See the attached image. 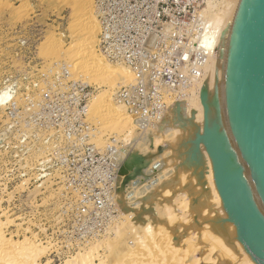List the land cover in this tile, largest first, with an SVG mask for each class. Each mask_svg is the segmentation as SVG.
I'll return each mask as SVG.
<instances>
[{
  "label": "rangeland",
  "instance_id": "obj_1",
  "mask_svg": "<svg viewBox=\"0 0 264 264\" xmlns=\"http://www.w3.org/2000/svg\"><path fill=\"white\" fill-rule=\"evenodd\" d=\"M92 2V0H0V86L16 84L18 87L24 77L29 75L34 79L41 72H45L51 64L59 63L60 66L72 67L69 79H74V82L79 84H74L75 91L79 100L84 99L79 106L75 99L66 100L62 96L58 106L0 108V132L4 121L20 117L36 125L28 127L32 130L28 131V136H32V139H28L25 146L20 147L21 151L18 149V143H11L18 146L15 148L16 154H21L22 163L30 172L23 174L18 172L19 164L15 161L17 166L13 165L15 167L11 168L15 171L8 174L0 172L2 210L0 220L11 221L4 233L13 241L31 238L35 243L49 247L44 256L39 258L40 264L48 262L64 264L67 258L75 256L78 252L87 251L95 243L111 237L115 226L123 219L114 197L123 165L121 157L126 154L123 150L126 151L131 146L126 143L125 135H117L111 131L102 133L103 138L102 136L97 138L103 145L105 140L107 142L111 140L108 139L111 134L119 137L117 141L105 144L123 148L120 151L124 154L117 155L119 164L116 166L114 154L111 152H103L100 156L93 151L97 147L104 148L105 145L100 147L95 140L84 136L88 130L100 132L103 128L100 125L102 118L106 116L100 114L101 117L97 115L98 119H94L96 116L90 113L92 120H96V128L94 126L88 128L81 121L85 118L82 116L84 111L81 107L93 99L92 97L90 101L86 100L84 95L96 92L93 95L95 96L100 90L111 91L116 85H110L111 78L105 77L108 73L95 74L91 69L83 68L86 58L71 57L73 45L81 42L82 37L90 34L93 39L92 30L98 22ZM163 9L174 17V22L184 16L179 0H140L137 6L128 10L127 18L133 24L141 26L147 14L155 21L159 11ZM86 44L84 48L88 47V41ZM54 67L57 72L61 70L59 66ZM84 73L90 75V79H100L99 82L96 80L89 83L85 80ZM67 79L59 77L57 80L65 83ZM79 81L88 86L83 90ZM105 103L106 106L113 108L109 98L108 103ZM7 105L8 102L1 104ZM116 108L114 106V109ZM64 119L69 121L66 136L64 139L60 138L59 143L54 145V137H51L54 135V122L60 123ZM45 122H48V127L43 125ZM12 135L10 132L7 134ZM197 142L205 145L202 138ZM6 180L8 184L5 183L3 186ZM22 184L24 187L20 186ZM173 191L178 192V189L174 188ZM98 198L102 200L100 204L97 203ZM163 202L168 203L167 194L164 195ZM3 209L6 214H3ZM172 231L174 230L170 229L168 236L172 235ZM160 237L162 239L160 242L164 245L169 243L167 239L169 241L170 236ZM163 238L166 239L165 242ZM105 245L103 243V248ZM103 248L100 250L101 256L105 253ZM103 259L97 262L107 264V257Z\"/></svg>",
  "mask_w": 264,
  "mask_h": 264
},
{
  "label": "bare ground",
  "instance_id": "obj_2",
  "mask_svg": "<svg viewBox=\"0 0 264 264\" xmlns=\"http://www.w3.org/2000/svg\"><path fill=\"white\" fill-rule=\"evenodd\" d=\"M240 3L241 0L206 1L202 15L217 30L218 48L208 57L194 91L186 99L173 103L156 123L146 128L136 127L126 110L111 101L108 89L93 96L88 105L90 113L96 116L94 119L100 114L106 116L102 124L99 121L103 128L98 135L101 137L107 131L125 135L126 143L131 146L123 150L125 155L121 151L117 153L122 155L123 165L114 200L123 219L117 223L111 237L95 245L92 243L90 249L67 258L64 264H101L97 260L103 261L104 257L107 264H258L242 244L224 206L206 144L197 142L202 138L205 143L202 137L205 131L203 84H207L208 93L213 94L217 81L220 109L228 131L230 128L226 69ZM99 30V24L95 23L93 33L89 30L93 39L90 34L82 37L81 42L73 45L71 57L86 58L83 68L95 74L108 73L105 77L111 78L110 85L132 81V71L109 64L97 53L95 44ZM85 38L89 45L84 48L87 46ZM86 74L84 78L89 83L97 80ZM108 98L113 108L105 105ZM0 103L5 104L7 100ZM174 188L178 192L174 193ZM165 194L168 196L166 204L163 202ZM3 214H6L4 209ZM10 222L0 220V264H40L39 258L49 247L31 238L13 241L4 233ZM170 229L174 231L169 237ZM164 235L169 237L167 245L160 242V236ZM101 247L104 256L100 255Z\"/></svg>",
  "mask_w": 264,
  "mask_h": 264
},
{
  "label": "built area",
  "instance_id": "obj_3",
  "mask_svg": "<svg viewBox=\"0 0 264 264\" xmlns=\"http://www.w3.org/2000/svg\"><path fill=\"white\" fill-rule=\"evenodd\" d=\"M92 1L100 28L95 44L97 53L105 61L133 72L132 81L118 84L111 89V101L126 110L136 127L146 128L159 121L173 103L186 99L194 91L204 73L208 57L218 48L217 30L206 16L202 15L207 0H179L183 8V18H177V22H174V17L163 9L159 11L155 21L147 14L141 26L133 24L127 18L128 10L137 6L140 0ZM54 66H59L61 70L55 71ZM70 75L66 65L53 63L34 79L29 75L24 77L18 87L16 84L2 85L0 102L7 100L8 105L1 106L0 103V108L58 106L62 96L66 100L75 99L79 106L84 99L79 100L74 85L78 83L69 79ZM59 77L68 79L61 83L57 80ZM79 83L82 84L83 90L88 86L81 81ZM95 93H87L84 98L90 101ZM88 103L87 101L84 107H81L84 111L82 116L85 117L81 121L90 128L97 126V123L91 118ZM67 124L68 119L60 123L54 122V135L51 136L54 137V145L59 143L60 138H65ZM43 125L49 126L48 122ZM33 126L36 127L34 123L21 117L3 122L0 132V172L8 174L15 171L11 169L15 167V163L19 164L18 172H30L22 163L21 154H16L15 148L19 146L20 150L28 139H32V136H28V131H32L28 127ZM9 132L13 135L7 136ZM100 132L88 130L84 136L95 140L100 146L101 143L97 140ZM110 138L108 142L112 143L119 137L111 134L108 139ZM12 142L18 143V146L12 145ZM108 142L105 140L106 145ZM106 145L93 151L100 156L103 152H111L117 166V153L123 148ZM5 183L8 184V180L3 186ZM20 186L24 187V184ZM101 202V198H98L97 203Z\"/></svg>",
  "mask_w": 264,
  "mask_h": 264
},
{
  "label": "water",
  "instance_id": "obj_4",
  "mask_svg": "<svg viewBox=\"0 0 264 264\" xmlns=\"http://www.w3.org/2000/svg\"><path fill=\"white\" fill-rule=\"evenodd\" d=\"M201 100L202 137L224 206L244 247L264 264V0H241L235 19L226 69L229 131L217 81L213 94L202 85Z\"/></svg>",
  "mask_w": 264,
  "mask_h": 264
}]
</instances>
